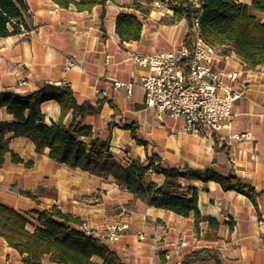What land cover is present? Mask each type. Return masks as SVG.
Wrapping results in <instances>:
<instances>
[{
    "label": "crops",
    "instance_id": "obj_1",
    "mask_svg": "<svg viewBox=\"0 0 264 264\" xmlns=\"http://www.w3.org/2000/svg\"><path fill=\"white\" fill-rule=\"evenodd\" d=\"M25 1L24 28L0 38V92L28 94L44 83L66 81L78 103L101 104L98 113L77 116L92 129L91 137L81 139L108 141L113 157L123 165L136 159L146 162L156 154L167 166L235 173L253 184L259 195L255 205L247 195L225 190L215 180L181 178L183 191L197 189L201 214L215 219L212 224L201 221L197 229L193 213L183 216L150 206L112 176H97L56 161L49 147L37 152L31 140L11 132L9 147L23 162H12L7 152L0 166V202L25 214L31 227L38 223L39 211L57 206L80 217L103 241L109 224H128L118 240L105 241L127 264L180 263L190 251L205 247L217 250L224 264H264V63L251 68L234 57H221L218 62L219 68L239 72L234 84L245 91L233 106L235 118L229 131L248 135L237 143V162L232 163L228 149L213 138L186 132L181 120L168 115L157 118L146 106L140 85L150 69L130 58L131 52L168 51L184 42L189 31L186 18L162 17L152 1L148 14L137 8L135 0H109L89 11H78L74 5L61 8L53 0ZM120 13L136 14L142 20L140 39H120L116 31ZM231 50L226 46L223 52ZM70 61L74 64L67 67ZM115 80L134 83L132 94L125 86L115 87ZM42 111L45 123L59 121L57 100L44 102ZM11 120L6 107L0 106V121ZM72 121L70 111L64 122ZM130 125L136 127L137 138ZM146 180L160 186L165 176L149 171ZM0 264H23L19 252L1 236ZM43 264L60 263L50 262L47 255Z\"/></svg>",
    "mask_w": 264,
    "mask_h": 264
},
{
    "label": "trees",
    "instance_id": "obj_2",
    "mask_svg": "<svg viewBox=\"0 0 264 264\" xmlns=\"http://www.w3.org/2000/svg\"><path fill=\"white\" fill-rule=\"evenodd\" d=\"M53 1L61 8L74 5L78 11H89L97 5L105 6L109 0ZM135 1L138 9L149 13L152 0H143L146 4ZM172 1L176 2L173 20L186 18L190 26L192 17L198 16L201 33L208 43L232 47L251 68L264 63V0H198L199 6L192 0ZM27 10L25 0H0V38L21 31ZM142 29L143 22L136 14L120 13L116 18V31L122 41L140 39ZM51 99L59 102L61 115L58 122L49 125L45 123L42 104ZM0 106H5L13 116L11 121H0V166L5 164L7 152L11 153L12 162H23L9 147L7 135L12 132L13 136L31 140L37 152L49 147L50 157L56 161L89 170L97 176H112L150 206L183 216L193 213L197 229L201 221L212 224L215 219L201 214L197 189L183 191L181 178L215 180L223 189L239 191L257 205L259 192L255 186L235 173L223 174L210 167L167 166L156 154L149 156L146 162L136 159L125 166L113 157L108 141L98 138L84 141L81 136L91 137L92 129L76 118L98 113L101 104L78 103L68 83H44L28 94L0 92ZM70 111L73 121L67 125L64 118ZM130 128L137 138L136 127L130 125ZM149 171L163 174L164 183L158 186L147 181ZM37 222L31 227L25 214L0 202V236L19 252L23 264H43L47 255L50 262L60 264H127L105 241L83 230L84 222L80 217L63 212L57 206L39 211ZM174 264L224 263L217 250L205 247L190 251L180 263Z\"/></svg>",
    "mask_w": 264,
    "mask_h": 264
},
{
    "label": "built area",
    "instance_id": "obj_3",
    "mask_svg": "<svg viewBox=\"0 0 264 264\" xmlns=\"http://www.w3.org/2000/svg\"><path fill=\"white\" fill-rule=\"evenodd\" d=\"M199 6L198 0H192ZM153 9L162 17L173 16L176 2L172 0H152ZM21 29L23 25L21 24ZM222 45L208 43L200 29L198 16L192 17L186 39L173 49L154 52H131V60L147 66L150 73L141 78L145 104L158 119L166 115L182 121V128L193 135L208 136L219 147L227 148L230 160L236 163L234 151L238 142L247 133L230 132L235 118L233 106L245 96V91L235 87L239 77L236 70L218 67L220 58H236L247 65L235 50L224 53ZM74 63L70 61L68 66ZM64 83H67L66 81ZM115 87L125 86L131 95L132 82L114 81ZM87 233L93 232L86 223L81 225ZM128 224L114 222L107 226L104 241L119 239L121 231ZM140 237L144 236L140 234Z\"/></svg>",
    "mask_w": 264,
    "mask_h": 264
},
{
    "label": "rangeland",
    "instance_id": "obj_4",
    "mask_svg": "<svg viewBox=\"0 0 264 264\" xmlns=\"http://www.w3.org/2000/svg\"><path fill=\"white\" fill-rule=\"evenodd\" d=\"M226 46H224V47H222V51H224V48H225Z\"/></svg>",
    "mask_w": 264,
    "mask_h": 264
}]
</instances>
